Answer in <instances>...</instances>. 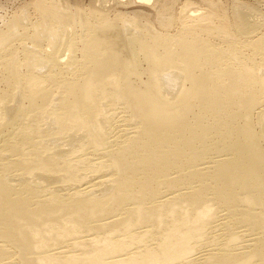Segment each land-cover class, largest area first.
I'll list each match as a JSON object with an SVG mask.
<instances>
[{"label":"bare ground","instance_id":"6f19581e","mask_svg":"<svg viewBox=\"0 0 264 264\" xmlns=\"http://www.w3.org/2000/svg\"><path fill=\"white\" fill-rule=\"evenodd\" d=\"M127 1L0 13V264H264V12Z\"/></svg>","mask_w":264,"mask_h":264},{"label":"rangeland","instance_id":"374dc122","mask_svg":"<svg viewBox=\"0 0 264 264\" xmlns=\"http://www.w3.org/2000/svg\"><path fill=\"white\" fill-rule=\"evenodd\" d=\"M28 2L30 0H27ZM26 0H0V13L2 15H5V12L7 14L10 13V12H13V11H16L17 8H20L22 7L23 5H25L26 3H28ZM69 2H72L73 0H67ZM84 2V5H88L90 3V0H83ZM93 1V0H92ZM183 1H186V0H179V3H178V7L180 4L183 3ZM203 0H192V2H196V4L198 5V3L200 4ZM233 0H224V4L225 5H228L229 3H232ZM22 2V3H21ZM234 2V1H233ZM239 5H241L242 3H246L248 4L249 6L252 5L251 7L255 6L256 8L260 9V11H263L264 12V0H238L237 1ZM235 1V3H237ZM242 2V3H241ZM128 3V4H127ZM111 4H114V2H112ZM139 3H137L136 5L135 4H129V1H124L123 0V4H120V5H115V7L113 6L114 9L118 10H124L123 12H129L131 10H134V8H139V6H137ZM27 5V4H26ZM129 5V6H128ZM132 5V6H131ZM137 6V7H136ZM146 6V5H145ZM140 5V9H142L143 7H145ZM129 7V8H128ZM147 7V6H146ZM145 7V8H146ZM150 8V6H148ZM118 8V9H117ZM124 8V9H123ZM113 10V9H112Z\"/></svg>","mask_w":264,"mask_h":264}]
</instances>
